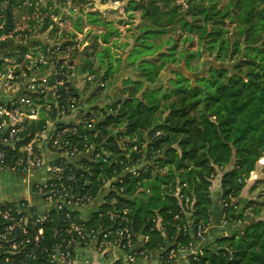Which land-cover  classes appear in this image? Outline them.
Wrapping results in <instances>:
<instances>
[{
  "label": "trees",
  "instance_id": "1",
  "mask_svg": "<svg viewBox=\"0 0 264 264\" xmlns=\"http://www.w3.org/2000/svg\"><path fill=\"white\" fill-rule=\"evenodd\" d=\"M109 1L120 0H101L100 4ZM126 10L131 19L135 12H141L144 19L137 26L130 53L135 58L131 64L135 78L123 82L117 100H107L105 108L99 105L113 114L97 126L108 127L104 135L89 140L99 143L112 159L124 158V138H136L141 148L148 142L145 153L148 158L153 156V163L136 179L124 173L122 166L90 159L94 193L104 187L105 180L112 186L107 195L102 191L107 202L92 207L88 224H96L99 213L127 207L137 246L144 244L164 255L172 248L198 244L195 226L200 222L208 225L224 218L228 229L208 232L207 240L200 244L201 254L189 255L185 264H264L263 203L258 200L263 196L264 179L252 186L253 200L241 197L264 159V0H186V7L176 0H128ZM8 18L0 36L14 28L12 16ZM178 28L186 34L185 43L198 40L196 51L177 53L178 42L170 29ZM28 35L31 46L36 38ZM22 40L15 34L14 39L0 42V56L21 60L29 48L17 44ZM89 48L83 52L88 58L91 52H104L106 57L110 53L99 44ZM88 58L84 70L94 66ZM196 59L201 61L200 67L192 66ZM106 65H110L108 61ZM111 71L100 77L106 80ZM164 80H169V86L161 84ZM83 89L78 92L83 100L77 115H91L97 108L88 106L91 96H85ZM98 89L96 86L94 93ZM43 127L44 121H33L22 136L28 142ZM234 129L238 135L230 142L228 136ZM3 149L8 161L18 154L9 147ZM132 156L138 159L142 154L133 152ZM230 165L232 169L222 176V195L213 197L212 181ZM178 187L183 202L187 197L194 202L192 216H184L182 223L174 220L180 212L175 196ZM141 194L146 195L142 201L138 200ZM75 215L84 217L81 211ZM157 216L162 219L163 230L152 223ZM184 223L188 224L187 233L178 229ZM145 237L149 238L147 243ZM179 258L174 264L186 260Z\"/></svg>",
  "mask_w": 264,
  "mask_h": 264
},
{
  "label": "built area",
  "instance_id": "2",
  "mask_svg": "<svg viewBox=\"0 0 264 264\" xmlns=\"http://www.w3.org/2000/svg\"><path fill=\"white\" fill-rule=\"evenodd\" d=\"M43 3L46 4L45 0H0V31L8 26V15L12 16L14 24L12 30L0 36V42L14 39L15 13L21 8L31 9L46 33L49 26L64 27L56 16L50 22L40 12ZM26 29L20 30L23 42L29 40L28 33L33 32ZM47 41L44 46L29 47L19 62L12 63V58L0 56V88L19 94L12 101H0V168L36 178L30 198L0 204V264H174L180 260L179 255L187 259L189 255L201 254L200 244L207 240L212 219L208 225L200 222L195 226L198 244L180 250L172 248L164 255L156 254L144 244L137 246L127 207L99 213L98 222L88 224L92 207L99 200L101 204L107 202L102 191L107 195L112 186L110 180H105L104 187L94 193L90 161L117 164L124 173L138 179L148 171V165H152L153 156L148 158L145 153L148 142L141 148L136 138L122 140L123 159H112L101 150L99 143L89 140L103 136L108 127L97 128L103 119L95 113L77 115L83 100L78 96L81 86L77 88L72 79L77 64L63 56L71 49L60 42ZM85 79L97 83L96 86H105L94 75H86ZM111 111L104 110V120ZM33 121H44V127L27 142L22 135ZM127 142L132 144L130 148ZM5 147L17 150L14 160L8 161ZM44 151L50 153V159L45 157ZM133 152L142 156L134 158ZM114 179L122 182L120 177ZM175 196L180 202V212L174 220L182 223L184 216H192L194 202L188 197L183 202L180 188ZM86 210L88 214L83 219L75 215ZM152 223L157 230H163L159 216L154 217ZM227 225L228 221L223 218L222 226ZM178 229L187 233L188 224H180ZM148 241L145 237L144 243Z\"/></svg>",
  "mask_w": 264,
  "mask_h": 264
},
{
  "label": "rangeland",
  "instance_id": "3",
  "mask_svg": "<svg viewBox=\"0 0 264 264\" xmlns=\"http://www.w3.org/2000/svg\"><path fill=\"white\" fill-rule=\"evenodd\" d=\"M20 1V0H19ZM49 1V2H48ZM45 0L46 4L43 3V7H41L40 12L49 19L50 22H53V16H56L58 22H63L64 27H55L51 28L49 26L48 33L42 31L40 28L41 21L35 18L34 12L28 8H21L16 10V21H15V29L19 32H15L19 38H22L23 35L20 34V30L27 28L26 30H33V32H29L32 37L36 38L33 42V45L30 46V37L29 40L27 38L26 44H24L23 40L18 41V45H26L30 48L33 47L34 49L40 45L47 43V40H50L54 43H62L64 46H68L71 49V52H65L63 54L64 57L68 58L72 63L75 62L77 64L75 70V76L72 78L73 82L77 86H82L83 92L85 96H91L90 99L86 102L88 106L95 109V114L100 119L104 120V116L102 114L104 111L100 109L99 105H103L104 102L109 100L110 96L108 94L110 89V84L113 83L114 76L118 73L113 72V70L117 69L118 72H121L122 69V62L126 57V50H132L134 47V43L137 37V26L144 21L143 17L141 16V12H135L132 19L130 18V14L127 12L126 8L128 7V0H120L115 2H107L105 4H100L101 0H59L58 2H53L51 0ZM177 3L182 4L186 7V0H176ZM106 7V10L102 6ZM110 6H113V9H109ZM108 9V10H107ZM105 10V12H103ZM100 12V13H99ZM100 18V19H99ZM147 21V19L145 20ZM54 25V24H53ZM178 27L179 24L175 23ZM53 27V26H52ZM58 28V29H57ZM66 30V33L61 34L60 31ZM116 31L112 32V31ZM171 30V35L175 40H177L178 44V51L180 53L184 50L189 51H196L199 48L198 40L195 39L193 43L190 41L185 43L184 38L186 34L178 28V31ZM112 33H111V32ZM144 30H140L139 32L142 33ZM115 33V34H114ZM108 40L106 39L104 42V36H107ZM34 35V36H33ZM183 36V37H181ZM181 37V38H180ZM95 44H100L105 48H109V55L106 57V53H97L96 55L93 52L89 53L90 58H88V54H83L87 50V48H91ZM108 44V45H106ZM44 46V45H43ZM89 48V49H90ZM27 51V50H26ZM25 51V52H26ZM99 51H102L99 49ZM24 52V53H25ZM23 53V54H24ZM22 54V55H23ZM82 54V55H81ZM21 55V56H22ZM77 55H80L81 62H86V59L94 63L91 69H83V67L78 66L77 63ZM109 59L110 65H106V61H102ZM129 58V56H127ZM101 61L103 62L102 64ZM19 62L18 59L12 58L11 61ZM201 61L196 59L192 62V66L200 67ZM132 66L131 64L129 67ZM104 67V70L103 68ZM100 68V71H95ZM102 69V70H101ZM112 70L110 76L105 80L100 75L104 74L105 71ZM133 70V69H132ZM18 74L19 72L16 71ZM86 75H94L96 76L97 80H100L102 83L105 84L104 87L100 86L101 89H98L96 93L94 90L96 89V84L94 82H89L85 79ZM83 76V77H82ZM170 77V74H168ZM79 79H81V83L79 84ZM169 80H164L161 84L169 86ZM173 85V84H172ZM78 88V87H77ZM81 89V87H80ZM160 89V88H159ZM162 89V88H161ZM88 97V98H89ZM104 108L106 104L103 105ZM102 106V108H103ZM108 109V108H107ZM110 110V109H108ZM249 110L246 112L249 114ZM112 111L109 113L111 115ZM113 114V113H112ZM110 115H107L105 119H107ZM244 113L241 116L244 117ZM242 117V119H243ZM102 120V121H103ZM242 121V120H241ZM238 135V130L234 129L232 133L229 134L228 139L230 142ZM264 166V159L259 162L256 172L254 173L253 177L247 182V186L244 189V193L241 195L242 198H246L247 200H253L254 195L251 193V188L257 180L264 179V174L262 172V168ZM232 169V165L227 167L225 170H220L217 176H223V174ZM220 174V175H219ZM215 177V179L217 178ZM256 176V177H255ZM212 181V186L213 182ZM211 186V187H212ZM180 188V187H178ZM178 191V190H177ZM263 196L258 199L260 202L263 203L262 210L263 215L262 218L264 219V190L261 191ZM146 195L141 194L138 200H143ZM236 201V200H235ZM188 264V263H186Z\"/></svg>",
  "mask_w": 264,
  "mask_h": 264
},
{
  "label": "crops",
  "instance_id": "4",
  "mask_svg": "<svg viewBox=\"0 0 264 264\" xmlns=\"http://www.w3.org/2000/svg\"><path fill=\"white\" fill-rule=\"evenodd\" d=\"M103 8L106 10V7H104V5L102 6V9ZM109 9H113V6H110ZM105 10H103V12H105ZM112 32H114V31H112ZM105 37L108 40V38H107L108 34H107V36H104V38ZM103 43H106L105 40ZM106 45H108V44H106ZM100 47L102 50L103 49L109 50V48H105L106 46L105 47L100 46ZM131 51L132 50H129V49L126 50L127 54H126L124 61L122 62L121 72H118L117 69L113 70V72L116 71L115 73H118V75L116 74L114 76L113 81H112L113 83L110 86V89L108 92V94L110 96V98H109L110 101L111 100H117V98H119V96L121 94V86H122L123 82H125L128 79L135 78V73H133L134 71L132 70V66L129 67V65L135 61L134 57H130ZM127 56H129V58H127ZM105 61L106 62L108 61V63L110 64V61L108 59ZM77 63H78L79 68L83 67V63H85L83 61L81 62L79 55L77 56ZM80 83H81V79H79V84ZM81 89H82V86H81ZM16 96H19V94H13V93L5 92L2 88H0V101L9 102V101H12L13 99H15ZM74 120H75V118H74ZM44 155L47 159L51 158V155L48 152L46 153L44 151ZM221 180H222V175L217 176V178L213 182V186L211 187V193H212L213 197L214 196L219 197L222 195ZM35 181H36V178H34V179L29 178L28 176L20 175V174L13 173L11 171L0 168V204H4V203H10V204L12 203L13 204V203H17V202H20L22 200L30 198L32 196V188H33V183ZM243 193H244V191H243ZM98 203H101V200H99ZM219 205H220V201H219ZM87 214H88V210H86L83 213V216L86 217ZM223 228H225L227 230L228 226H226V227L222 226V220H221V222H215V223L213 221L208 232L210 233V232H213L215 229H223ZM186 261H187V259L182 263L185 264ZM182 263L179 262V264H182Z\"/></svg>",
  "mask_w": 264,
  "mask_h": 264
}]
</instances>
